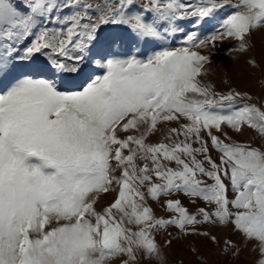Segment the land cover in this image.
Listing matches in <instances>:
<instances>
[{
  "label": "snow or ice",
  "instance_id": "obj_1",
  "mask_svg": "<svg viewBox=\"0 0 264 264\" xmlns=\"http://www.w3.org/2000/svg\"><path fill=\"white\" fill-rule=\"evenodd\" d=\"M257 39L264 0H0V264H264V98L206 81Z\"/></svg>",
  "mask_w": 264,
  "mask_h": 264
},
{
  "label": "rangeland",
  "instance_id": "obj_2",
  "mask_svg": "<svg viewBox=\"0 0 264 264\" xmlns=\"http://www.w3.org/2000/svg\"><path fill=\"white\" fill-rule=\"evenodd\" d=\"M238 0H232V3H237ZM229 43H219L217 48L212 51V65L209 68V75L206 81L213 84L218 91L233 88L238 91L247 92L253 97L264 98V86H262V78H264V50H262L259 40L257 39L255 47L248 53L247 57L237 58L235 54L228 53ZM255 58L259 66L256 68L250 67L247 59ZM227 81V83H225ZM253 134L248 132L243 137H234L238 140L252 139ZM253 143L258 141L253 140ZM110 199V197H109ZM153 207H156L153 205ZM213 260L219 257L213 256L211 246L206 253ZM177 255L183 257L185 264H196L195 257L192 256L186 248L181 249ZM174 259L175 257H170ZM242 260L251 261L252 255L245 253Z\"/></svg>",
  "mask_w": 264,
  "mask_h": 264
}]
</instances>
